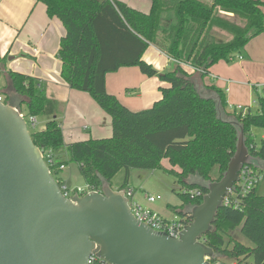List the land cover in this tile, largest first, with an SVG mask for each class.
Listing matches in <instances>:
<instances>
[{
	"label": "trees",
	"instance_id": "1",
	"mask_svg": "<svg viewBox=\"0 0 264 264\" xmlns=\"http://www.w3.org/2000/svg\"><path fill=\"white\" fill-rule=\"evenodd\" d=\"M36 1L64 27L57 51L61 78L87 92L111 118L109 138L65 143L57 103L46 96L42 82L19 71H2L12 91L1 94V100L26 117L45 118L42 129L28 130L54 178L61 165L74 162L86 186L98 189L104 181L112 186V177L123 169L117 188L123 189L131 169H161L179 183L176 215L188 222L189 208L203 196L189 190L205 193L199 182L219 179L235 151L236 129L228 120L242 125L250 154L264 164V137L256 146L252 132L253 127L264 129V93L257 95L255 112L235 113L226 110L221 88L203 82L212 65L230 62L264 32L263 0H152L147 12L120 0ZM149 44L171 60L167 71L158 72L143 59ZM181 63L200 71L190 73ZM123 66H137L166 82L149 107L132 110L106 90V74ZM164 158L170 169L162 167ZM215 165L219 175L212 178ZM256 186L236 198L237 206L217 210L212 230L202 236L216 253L211 262L251 257L252 264H264V195L257 194ZM236 228L252 245L230 236Z\"/></svg>",
	"mask_w": 264,
	"mask_h": 264
},
{
	"label": "water",
	"instance_id": "2",
	"mask_svg": "<svg viewBox=\"0 0 264 264\" xmlns=\"http://www.w3.org/2000/svg\"><path fill=\"white\" fill-rule=\"evenodd\" d=\"M228 122L236 129L235 151L219 179L199 182L205 193L175 237L137 220L108 181L99 191L65 197L17 107L0 101V264H86L96 246L110 264H212L216 253L201 238L223 197L243 165L264 168L242 125Z\"/></svg>",
	"mask_w": 264,
	"mask_h": 264
},
{
	"label": "crops",
	"instance_id": "3",
	"mask_svg": "<svg viewBox=\"0 0 264 264\" xmlns=\"http://www.w3.org/2000/svg\"><path fill=\"white\" fill-rule=\"evenodd\" d=\"M120 1L143 12L149 11L152 4V0ZM63 34L61 21L56 17H49L42 2L0 0V83L3 85L5 81L9 84L2 72L4 69L19 71L42 82L46 96L57 103L56 116L61 121L65 143L90 138H109L112 133L110 116L87 92L69 87L60 76L61 62L57 51ZM241 55L240 60L233 62L218 61L209 68L208 74L203 78L204 83H214L224 91L226 110L235 113L240 112L233 109L237 104L245 107V113L251 112L254 105L256 111L257 102L251 92L255 89L261 92L257 95L264 93V32L252 38ZM142 57L158 72L167 71L172 63L152 44L148 45ZM166 85V82L157 76H146L137 66H123L105 76L106 90L116 95L132 110L149 107L159 98L160 88ZM7 86L11 92V88ZM239 93L246 95L243 97L244 103L236 102L238 100L235 96ZM37 120L41 124L39 129H42L45 118L40 117ZM259 135L260 138L264 137V129L259 131ZM67 165H64L61 171L66 169ZM161 165L165 169L171 168L167 158L162 159ZM173 168L178 170L177 166ZM130 177L131 171L129 179ZM136 197L143 198L145 206L167 219L172 217H167L165 213L170 211V214L175 215L176 208L180 205V202L169 198H165L167 200L164 206L156 203V199L150 202L144 197V192L140 195L136 193Z\"/></svg>",
	"mask_w": 264,
	"mask_h": 264
},
{
	"label": "rangeland",
	"instance_id": "4",
	"mask_svg": "<svg viewBox=\"0 0 264 264\" xmlns=\"http://www.w3.org/2000/svg\"><path fill=\"white\" fill-rule=\"evenodd\" d=\"M208 2L209 0H205ZM225 37V35H224ZM236 59L231 60L230 62L235 61ZM7 82L4 81V84L0 83V95L4 96L5 92H9V88L7 87ZM252 97L253 99H257V93H261L260 91H256L255 89L252 90ZM246 97L244 93H239L235 96L236 102H243V97ZM253 105V104H252ZM251 105V106H252ZM255 106V105H254ZM254 106L251 107V112H255ZM40 123L38 122L34 127L28 123V129L32 131V129H39ZM262 128L253 127V138L255 141L256 146L259 145L260 135L259 131ZM64 166V165H63ZM54 175V174H53ZM210 175L212 178H216L219 175L218 166L215 165L211 171ZM259 179L257 181L256 192L259 195H264V168L259 169ZM55 177V176H54ZM124 177V170H119L111 179L112 187L117 189L123 182ZM56 181L60 184H66L69 189L75 188L80 186L81 188H85V181L80 175L78 171V167L74 162L68 163L67 168L60 171L56 176ZM129 186L136 188L137 193L139 195L143 192H147L150 195H153L156 199V203H161V205H165L166 200L165 198L172 199L175 202H180L176 192H178L181 187L179 183L176 181L175 176L172 174L166 173L161 169L156 170H147V169H131V177L128 179ZM72 192H70L71 194ZM139 197V196H138ZM139 202L142 205H146L143 198H138ZM155 203V204H156ZM165 213V212H164ZM167 217H173L174 214H170V211L165 213ZM230 236L232 238H236L242 243L246 245H252L248 240H246L243 236H241L238 232V228L234 231L230 232ZM229 236H225V240H227ZM231 245V243H230ZM219 264H252V258H242L240 260L237 259H228L225 257L219 258Z\"/></svg>",
	"mask_w": 264,
	"mask_h": 264
},
{
	"label": "built area",
	"instance_id": "5",
	"mask_svg": "<svg viewBox=\"0 0 264 264\" xmlns=\"http://www.w3.org/2000/svg\"><path fill=\"white\" fill-rule=\"evenodd\" d=\"M241 58H242V55L238 54L234 58L231 57L230 59L240 60ZM181 65L182 67L188 68L192 71H200V69L198 68L195 69L193 66L186 64V63H181ZM211 77H215V76L211 75ZM0 101H2L1 95H0ZM233 109L240 111L242 114H245L244 112L245 107H243L240 104L235 105ZM18 113L25 120L27 128H28V123H30L33 127L38 123V120L36 117H33V116L26 117L24 113L20 112L19 110H18ZM63 167L64 166L61 165L60 169H63ZM259 177H260L259 172L256 171L253 168V166L243 165L242 168L238 172V180L234 183V187L228 190L227 194L223 197V200H222L223 205L237 206L236 198L239 195L245 194L252 187H254V185L257 184ZM59 187H60V191L65 197H71L74 194L83 195L87 191H91V190H96V191L100 190V188L96 189V188H90L87 186L85 188H81L80 186H77L75 188L69 189L68 186L65 184H62L61 186L59 185ZM120 190L123 191L124 196L127 198V204L133 216L140 222L146 224L147 226L151 227L152 229L156 231H164L172 236L178 237V234L184 229V226L188 223L186 220H181L176 214L170 219L164 218L157 211L152 210L148 206L142 205L136 197V193H137L136 188L132 186L126 185L123 189H120ZM70 192L72 193L70 194ZM189 192L192 194L199 195V196L204 194L200 189L189 190ZM144 197L150 202L155 200L153 195H150L149 193H146V192H144ZM201 239L203 240V238ZM96 251H97V246L88 255L86 264H110L104 259L97 256L95 253ZM211 263L219 264L218 261L211 262Z\"/></svg>",
	"mask_w": 264,
	"mask_h": 264
}]
</instances>
